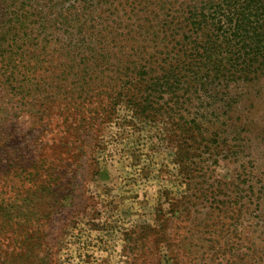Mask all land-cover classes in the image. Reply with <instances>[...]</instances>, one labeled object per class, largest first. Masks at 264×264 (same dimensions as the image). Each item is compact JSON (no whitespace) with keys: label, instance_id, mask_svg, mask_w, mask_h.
<instances>
[{"label":"rangeland","instance_id":"obj_1","mask_svg":"<svg viewBox=\"0 0 264 264\" xmlns=\"http://www.w3.org/2000/svg\"><path fill=\"white\" fill-rule=\"evenodd\" d=\"M46 1L105 43L67 132L1 116L0 264H264V0ZM49 14L32 38H60ZM58 155L53 176L14 173Z\"/></svg>","mask_w":264,"mask_h":264},{"label":"trees","instance_id":"obj_2","mask_svg":"<svg viewBox=\"0 0 264 264\" xmlns=\"http://www.w3.org/2000/svg\"><path fill=\"white\" fill-rule=\"evenodd\" d=\"M208 1L211 4L213 0H204L201 5ZM13 5L15 10L8 12L5 20L7 23L0 27V48H4L2 54L8 53L0 67L2 73L8 75L0 85L4 95L12 96L8 99V108L0 112V121L1 116L4 118L5 115H11L15 118L29 113L34 120L33 126H45L54 133H65L76 118L82 117V110L90 103L89 85L93 83V78H97L94 71L100 66L98 54L93 53L91 47H101L105 43V37L102 36L101 40L95 42L90 41L89 34L83 32L81 18L84 13L76 15L71 8L62 13L56 12L60 10L59 6L64 7L63 4H51L46 0H13ZM42 7L55 11L53 16L48 15L52 17H47V21L58 25L61 32L60 38L54 41L47 37L32 38L30 35V20L35 13L42 11ZM199 10L200 12L195 7L190 11V16L196 14L199 21L194 22L201 23L204 15L201 7ZM53 46H57L53 56L45 59L48 48ZM176 53L174 57L186 55L181 50ZM100 57L103 62L104 56ZM46 73L49 75L45 76ZM4 74H0V80L5 77ZM52 157L49 162L45 156L31 161L25 159L23 167H19L14 173L24 182L53 176L57 170L54 163L57 162L58 165L61 159L59 155ZM24 182L16 190L22 189ZM1 201L0 222L6 227L12 222L13 208L8 210V203L4 199Z\"/></svg>","mask_w":264,"mask_h":264}]
</instances>
